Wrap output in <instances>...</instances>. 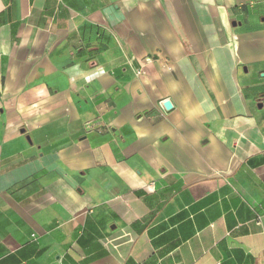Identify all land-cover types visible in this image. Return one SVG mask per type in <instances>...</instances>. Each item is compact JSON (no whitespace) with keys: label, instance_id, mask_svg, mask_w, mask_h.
Listing matches in <instances>:
<instances>
[{"label":"crops","instance_id":"0c3cea01","mask_svg":"<svg viewBox=\"0 0 264 264\" xmlns=\"http://www.w3.org/2000/svg\"><path fill=\"white\" fill-rule=\"evenodd\" d=\"M0 264H264V0H0Z\"/></svg>","mask_w":264,"mask_h":264},{"label":"water","instance_id":"95a60500","mask_svg":"<svg viewBox=\"0 0 264 264\" xmlns=\"http://www.w3.org/2000/svg\"><path fill=\"white\" fill-rule=\"evenodd\" d=\"M165 107H166L167 109H170V108L172 107L171 102L167 101V102L165 103Z\"/></svg>","mask_w":264,"mask_h":264}]
</instances>
